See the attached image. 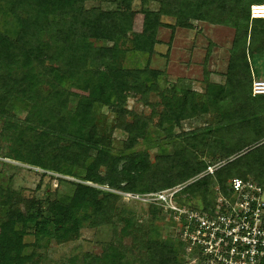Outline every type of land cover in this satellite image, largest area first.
<instances>
[{
  "label": "trees",
  "instance_id": "1",
  "mask_svg": "<svg viewBox=\"0 0 264 264\" xmlns=\"http://www.w3.org/2000/svg\"><path fill=\"white\" fill-rule=\"evenodd\" d=\"M95 1L0 0V153L5 146L11 161L2 164L41 176L29 196L0 171V264H36L39 248L77 241L87 227H109L114 239L101 255L70 264H188L184 243L158 224L167 219L175 227L174 217L153 214L140 222L120 207L126 194L181 186L219 162L226 164L214 176L175 196L179 206L209 212L216 188L227 194L237 178L264 187V96L253 95L264 65V19L251 16L264 0H113L115 8L88 7ZM199 23L235 32L224 84L212 82L205 68L202 92L165 89L164 72L133 66L135 55L155 54L161 28L174 34ZM133 92L149 115L129 109ZM204 116L211 124L181 131L172 151L161 147L152 157L141 150L153 140L152 127L171 138L184 122ZM117 130L127 135L120 150ZM45 178L58 182L54 199L38 196ZM65 184L72 192H60Z\"/></svg>",
  "mask_w": 264,
  "mask_h": 264
},
{
  "label": "rangeland",
  "instance_id": "2",
  "mask_svg": "<svg viewBox=\"0 0 264 264\" xmlns=\"http://www.w3.org/2000/svg\"><path fill=\"white\" fill-rule=\"evenodd\" d=\"M92 6H101L104 9L115 8L113 0H98L88 3V7ZM136 9H139V6H136ZM142 19V15L138 14L135 31L141 30L140 24ZM164 21L169 25L175 24V20L171 18H165ZM234 34V30L231 28L212 26L204 23L196 24L194 29L191 30L177 29L174 34L170 28H161L158 36L159 44L155 48V54L151 58L147 55H135L133 57V61H135L133 66L145 67L148 63L151 69L164 72L165 75L161 77L160 84L165 89L176 86L178 91L192 89L202 92L204 90L203 80L205 77V68L211 72L212 82L225 83L226 78L224 74L227 71ZM209 49L211 53L206 62ZM130 64H132V61L128 60L127 65ZM257 78L264 80V65L260 67ZM75 91L80 94H88L85 88L75 89ZM134 94L133 92L132 97L129 99V109L138 114L149 115L151 109L144 106ZM152 100L158 101L159 98L158 96H153ZM104 111H106V109ZM25 115V111L19 113V117L21 118L25 117ZM108 115L111 119L113 118L112 113L109 112ZM210 124L211 119L209 116L184 122L182 127L175 129L173 133L174 136L171 138L167 137L165 133H163L162 130L160 131L157 127H152L151 137L153 140L150 145L146 144L141 150H148L152 157L158 154L161 147L167 146L169 150L172 151L176 135L181 131L196 130ZM1 129L2 123H0V131ZM126 138L127 135L124 132L119 130L115 132L116 149H121L122 142L126 140ZM5 153L6 148L4 146L3 151L0 153V171L7 175L5 180L7 181L9 178L13 177V187L16 189L25 188L27 194L31 196L40 185L41 176L35 172L15 170L8 165L4 166L2 162L11 163L9 159L3 157ZM204 160L210 161L211 159L204 158ZM57 187V181L45 178L41 184L40 191H38L39 198L50 197L54 199ZM59 189L61 193H70L73 187L65 184ZM139 202L147 204L145 201L127 197L122 201L120 207L129 210L131 215L136 216V219L143 223H147L152 218L153 214L167 217V213L156 208L155 205L154 208H151ZM165 223H167V219L158 222L159 225H164V235H177L175 227H168ZM113 239L112 230L109 227L97 230L87 227L82 230L81 237L77 241L64 245H58L56 242L52 241L43 248H39L38 254L42 258H39V261L36 260V264H70L71 260L75 259H78V263H81L88 254L101 255L106 243ZM124 245L129 246L130 239L126 240Z\"/></svg>",
  "mask_w": 264,
  "mask_h": 264
},
{
  "label": "built area",
  "instance_id": "3",
  "mask_svg": "<svg viewBox=\"0 0 264 264\" xmlns=\"http://www.w3.org/2000/svg\"><path fill=\"white\" fill-rule=\"evenodd\" d=\"M251 16L264 18V5L252 6ZM253 95L264 96L263 79L253 82ZM225 164H209L197 179L214 176ZM197 179L172 189L126 197L163 209L168 220L174 217L188 264H264V187L237 178L227 194L216 188V203L209 212L179 206L175 196Z\"/></svg>",
  "mask_w": 264,
  "mask_h": 264
},
{
  "label": "clouds",
  "instance_id": "4",
  "mask_svg": "<svg viewBox=\"0 0 264 264\" xmlns=\"http://www.w3.org/2000/svg\"><path fill=\"white\" fill-rule=\"evenodd\" d=\"M261 19V18H260ZM262 19H264V18H262Z\"/></svg>",
  "mask_w": 264,
  "mask_h": 264
}]
</instances>
